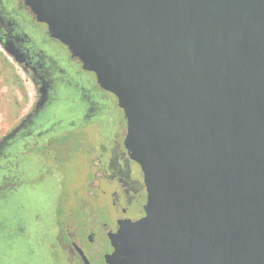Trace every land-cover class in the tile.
<instances>
[{
  "label": "water",
  "instance_id": "water-1",
  "mask_svg": "<svg viewBox=\"0 0 264 264\" xmlns=\"http://www.w3.org/2000/svg\"><path fill=\"white\" fill-rule=\"evenodd\" d=\"M23 1L123 112L113 264H264V0Z\"/></svg>",
  "mask_w": 264,
  "mask_h": 264
},
{
  "label": "flooded vegetation",
  "instance_id": "flooded-vegetation-1",
  "mask_svg": "<svg viewBox=\"0 0 264 264\" xmlns=\"http://www.w3.org/2000/svg\"><path fill=\"white\" fill-rule=\"evenodd\" d=\"M53 105L76 111L62 120L50 112ZM91 122L110 124L80 160L86 166L83 177L70 185L64 175L74 154L68 138ZM125 133L114 95L99 87L23 0H0V201L23 181L36 186L52 177L57 186L48 215L33 210L27 216L18 202L15 216L0 223V264H40L41 257L42 264H113L115 234L146 200L141 169L124 146ZM29 157L38 165L26 177L19 167Z\"/></svg>",
  "mask_w": 264,
  "mask_h": 264
},
{
  "label": "rangeland",
  "instance_id": "rangeland-1",
  "mask_svg": "<svg viewBox=\"0 0 264 264\" xmlns=\"http://www.w3.org/2000/svg\"><path fill=\"white\" fill-rule=\"evenodd\" d=\"M69 92V90H67ZM66 91V92H67ZM71 91V90H70ZM66 92H60L62 95H65ZM110 101H113L109 98ZM76 111L75 106H70L69 108L60 107L59 105H53L50 109V112H54L60 117L62 120L65 117L72 116ZM115 111H117L115 109ZM108 117L112 116V113L106 114ZM101 120V118H100ZM48 119H40L39 122H47ZM109 122L107 124L99 123H89L85 125L84 129L76 130L73 132L71 136L68 138V142L71 145V152L74 154L71 155L72 160L67 162L65 166L64 175L70 185L75 182L76 179H80L83 177L85 172V165L80 160H83V155L85 156L88 149L91 146H95L99 141V136L101 132L107 130L109 126ZM121 127H118L116 134L119 136L121 132ZM18 148L13 146L10 148L9 152L14 155ZM12 159V158H11ZM29 157V160H25L20 165L19 169L26 175V177H30L37 167L38 163ZM62 173L59 168L53 167L54 173ZM57 186L55 182L52 180V177L44 179L43 182L38 183L36 186L31 184H27L25 181L21 184V186L16 190V192H12L8 195L7 199L3 202L0 201V223L4 224L8 223L9 218L15 216L17 213L16 203L23 202L26 208V214L28 216L29 212L33 210L39 211L41 214L46 213L48 215L50 210L52 209V205L55 201ZM74 198V197H72ZM75 203V202H74ZM75 207V205H74ZM47 217L45 218V220ZM19 260V257L17 258ZM43 263V259L41 257L40 264Z\"/></svg>",
  "mask_w": 264,
  "mask_h": 264
}]
</instances>
